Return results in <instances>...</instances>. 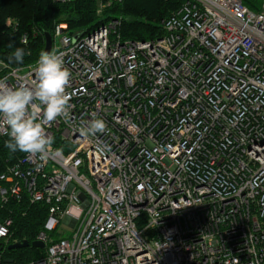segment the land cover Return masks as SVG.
<instances>
[{
    "label": "built area",
    "instance_id": "1",
    "mask_svg": "<svg viewBox=\"0 0 264 264\" xmlns=\"http://www.w3.org/2000/svg\"><path fill=\"white\" fill-rule=\"evenodd\" d=\"M118 25L55 28L72 107L46 131L63 154L24 153L0 174L1 205L48 206L44 255L27 264H264V0H185L153 40ZM35 66L0 63V79L31 86ZM96 118L106 132L82 137Z\"/></svg>",
    "mask_w": 264,
    "mask_h": 264
},
{
    "label": "trees",
    "instance_id": "2",
    "mask_svg": "<svg viewBox=\"0 0 264 264\" xmlns=\"http://www.w3.org/2000/svg\"><path fill=\"white\" fill-rule=\"evenodd\" d=\"M185 0H69L64 3L55 0H0V63L11 68L34 64L45 46V35L53 38L56 26L64 25L70 36L88 35L112 20H118L116 35L121 40L147 41L164 35L162 21L178 11ZM254 12H260L263 0H240ZM110 3V4H109ZM109 4V5H107ZM99 5H102L98 16ZM16 25L7 26V21ZM26 36V43L21 39ZM25 49L22 64L9 57L17 49ZM2 73H0L1 77ZM9 138H0V174L8 165L15 163L24 153H13L5 147ZM48 206L43 203L30 204L23 197L20 201L10 199L0 204V222L11 219L8 244L2 249V264H27L44 255V250L28 245L9 249L16 242H34L37 234L44 230ZM58 239L57 232L51 234Z\"/></svg>",
    "mask_w": 264,
    "mask_h": 264
},
{
    "label": "clouds",
    "instance_id": "3",
    "mask_svg": "<svg viewBox=\"0 0 264 264\" xmlns=\"http://www.w3.org/2000/svg\"><path fill=\"white\" fill-rule=\"evenodd\" d=\"M25 49L17 48L9 57L22 64ZM71 72L65 66L63 52L41 51L36 61L35 80L31 86H10L6 79H0V123L8 128L9 140L5 147L39 157L40 160L55 158L63 154L62 148H54L55 140L46 128L52 122L67 120L72 107L68 88ZM107 130L106 121L92 119L79 128L82 137H96Z\"/></svg>",
    "mask_w": 264,
    "mask_h": 264
},
{
    "label": "water",
    "instance_id": "4",
    "mask_svg": "<svg viewBox=\"0 0 264 264\" xmlns=\"http://www.w3.org/2000/svg\"><path fill=\"white\" fill-rule=\"evenodd\" d=\"M52 45H53V38L51 37V35L46 34L45 35V46H44L43 51L51 52ZM28 245L35 247V248H38V249H44V247H45V245L39 241H34L31 244L28 243L27 241H22V242H16V243L10 245L9 249L23 248V247H27Z\"/></svg>",
    "mask_w": 264,
    "mask_h": 264
},
{
    "label": "rangeland",
    "instance_id": "5",
    "mask_svg": "<svg viewBox=\"0 0 264 264\" xmlns=\"http://www.w3.org/2000/svg\"><path fill=\"white\" fill-rule=\"evenodd\" d=\"M59 229H60V230H63L61 227H59ZM68 234H69V233H67V235H68Z\"/></svg>",
    "mask_w": 264,
    "mask_h": 264
}]
</instances>
